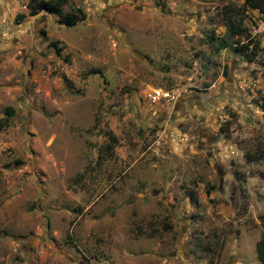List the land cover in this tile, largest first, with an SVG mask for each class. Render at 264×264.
<instances>
[{"label": "rangeland", "instance_id": "obj_1", "mask_svg": "<svg viewBox=\"0 0 264 264\" xmlns=\"http://www.w3.org/2000/svg\"><path fill=\"white\" fill-rule=\"evenodd\" d=\"M30 2L0 0V264H264V15Z\"/></svg>", "mask_w": 264, "mask_h": 264}, {"label": "trees", "instance_id": "obj_2", "mask_svg": "<svg viewBox=\"0 0 264 264\" xmlns=\"http://www.w3.org/2000/svg\"><path fill=\"white\" fill-rule=\"evenodd\" d=\"M245 3L250 6L253 9H257L260 11V13H262L264 15V0H245ZM35 4V5H34ZM71 0H31L30 2V7L32 9V14H37L42 10L48 11V12H52V13H56L60 16L61 21L64 22L67 25H73L74 23H76L80 17H82L84 15V12L81 8L79 7H72L70 6ZM69 6L72 7L71 10L69 12L64 13L63 8ZM227 11H231L229 13L230 17H229V21H228V30L232 31V29L235 30V28L239 27L236 26V17H234V15L232 14V9L231 8H227ZM24 16V15H22ZM22 22V21H19ZM233 34H240L238 32V30L233 31ZM229 46V43H227L226 41H223L220 45L219 48L220 49H224L225 47ZM112 141L114 143L117 142V137L112 135ZM113 143V144H114ZM109 148H113V145H109ZM257 254H258V258L261 262H264V237L261 238L258 243H257Z\"/></svg>", "mask_w": 264, "mask_h": 264}, {"label": "built area", "instance_id": "obj_3", "mask_svg": "<svg viewBox=\"0 0 264 264\" xmlns=\"http://www.w3.org/2000/svg\"><path fill=\"white\" fill-rule=\"evenodd\" d=\"M150 98L153 102L174 99L170 92H164L163 90H153V92L150 93Z\"/></svg>", "mask_w": 264, "mask_h": 264}, {"label": "flooded vegetation", "instance_id": "obj_4", "mask_svg": "<svg viewBox=\"0 0 264 264\" xmlns=\"http://www.w3.org/2000/svg\"><path fill=\"white\" fill-rule=\"evenodd\" d=\"M190 99H195L196 100V99H198V95L197 94L191 95Z\"/></svg>", "mask_w": 264, "mask_h": 264}]
</instances>
